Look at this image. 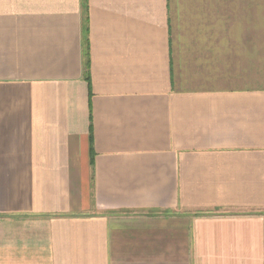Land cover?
<instances>
[{
    "label": "crops",
    "instance_id": "crops-1",
    "mask_svg": "<svg viewBox=\"0 0 264 264\" xmlns=\"http://www.w3.org/2000/svg\"><path fill=\"white\" fill-rule=\"evenodd\" d=\"M0 264H264V0H0Z\"/></svg>",
    "mask_w": 264,
    "mask_h": 264
},
{
    "label": "trees",
    "instance_id": "trees-1",
    "mask_svg": "<svg viewBox=\"0 0 264 264\" xmlns=\"http://www.w3.org/2000/svg\"><path fill=\"white\" fill-rule=\"evenodd\" d=\"M86 12V0H84V13ZM86 79L88 80V75L86 73Z\"/></svg>",
    "mask_w": 264,
    "mask_h": 264
}]
</instances>
